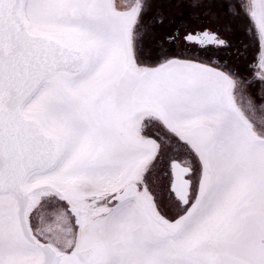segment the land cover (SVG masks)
<instances>
[{
	"label": "snow or ice",
	"instance_id": "6c2138e0",
	"mask_svg": "<svg viewBox=\"0 0 264 264\" xmlns=\"http://www.w3.org/2000/svg\"><path fill=\"white\" fill-rule=\"evenodd\" d=\"M152 5L0 0V264H264V0L219 5L258 34L251 79L169 57L165 38L145 51ZM182 27L208 55L228 47Z\"/></svg>",
	"mask_w": 264,
	"mask_h": 264
},
{
	"label": "flooded vegetation",
	"instance_id": "af4514ba",
	"mask_svg": "<svg viewBox=\"0 0 264 264\" xmlns=\"http://www.w3.org/2000/svg\"><path fill=\"white\" fill-rule=\"evenodd\" d=\"M165 3L169 6V11L167 12L171 14V16L169 15L168 17V22L166 21V17H164L162 24L158 23L157 25H152L150 22L152 19L156 18V14L151 12H148L142 17V25L148 26V31L144 36L145 51H151L154 54L158 55L161 50V38H165L163 43V50L169 57H173L174 54H187L192 55L190 59H195L203 62L216 60L221 65H226L228 68L229 66L232 67L234 73L240 74L242 77L244 76L245 79H251L253 77V69L255 66L254 59L258 57L256 56V52L259 48V45L257 44L256 38L254 36L253 30H255V28L246 16V18H243L242 15L240 16V22L242 21V23L240 24L239 28L243 30H229V27L231 26L229 17L228 20L225 21H229L230 23H224L223 25L221 21H218L216 18L214 20H211L212 22L209 23V18H205L204 14L201 15L202 20L208 23H204L202 26H200L199 24H193L189 26V22L187 21V19L183 20L180 19L178 15L174 16V13L171 12L172 4H170L168 1ZM153 6L154 2L152 7ZM149 13L150 15H148ZM174 19H177V22L175 23V27H172ZM198 22H200V19L198 20ZM182 25H187L189 29L205 27L210 28L212 31L218 32L220 37L228 42V47L220 48L218 51L212 50V54L208 55L197 46L187 44L182 40V36L184 35L185 31ZM177 31H179L178 37L176 35ZM168 35H172L176 38L169 42L166 39ZM252 91L258 92L259 87L257 86L253 88ZM155 174L158 176V172H156ZM159 175L163 179V184L168 186V180L164 178L160 174V172ZM167 186L164 188L162 194L164 193V195L168 197L166 191ZM169 204L171 205V208L173 207L174 211H179V209L171 200H169Z\"/></svg>",
	"mask_w": 264,
	"mask_h": 264
},
{
	"label": "rangeland",
	"instance_id": "374dc122",
	"mask_svg": "<svg viewBox=\"0 0 264 264\" xmlns=\"http://www.w3.org/2000/svg\"><path fill=\"white\" fill-rule=\"evenodd\" d=\"M168 0H160V1H157V0H153L154 2V6L152 7V10L150 11L151 13H157V11L159 9H156L155 10V6L157 4H162L163 3V6H162V9L164 8L166 11H169V6L165 3L167 2ZM221 2H224V3H227L229 2V0H217L216 2V6L212 8L211 12L207 15H205L203 12L201 13H198L195 12V10L191 9L189 10V16L187 17V21L189 22V26L193 25V24H199L200 26H202L204 23H208V22H205L202 20V17L201 15L204 14L205 18H209V23H211L212 21L211 20H214L215 18L219 21H221V23L224 25V23H230L231 26L229 27L230 29L229 30H243L240 27V24L242 23V21L240 22V16H235L231 13H228L226 11V9H222L219 5ZM231 2H234V0H231ZM184 7H187V4L184 5ZM165 11V17L166 19L169 17V15L171 16V14L169 12H166ZM176 11V12H174ZM183 11V10H182ZM178 12L174 5H172V13H174V16H180L179 14H182L181 12ZM163 12V11H162ZM195 12V13H194ZM176 14V15H175ZM150 15V13L148 14ZM154 15V14H153ZM194 19H193V18ZM228 17H229V21H225V20H228ZM242 17L244 18L245 16L242 15ZM246 18V17H245ZM200 19V22H198V20ZM227 29V28H226ZM228 31V30H227ZM254 31V36L256 38V42L257 44L259 45V48L257 49V52H256V56H258L256 59H254V63H255V66L258 64V59H259V55H260V51H261V46H260V42H259V38H258V34L256 33L255 30ZM224 32V31H223ZM225 33V32H224ZM255 50V48H254ZM173 56H179L181 58H190L192 55H177V54H174ZM254 66V69H253V74L257 71V68ZM229 69L231 71L232 70V67L229 66ZM234 72V71H233ZM240 77H242L240 74H238ZM242 78H245L244 76ZM159 173V171H157ZM157 177L159 178V176H157L155 173L153 174L152 177H150V187L153 188L155 194H156V198H157V202L160 206V211L162 212V214H164L165 216L169 217L170 218V214L174 211L173 207L171 208V205L169 204V198L164 195V193L162 194L164 188L167 186L165 184H163V179H161V182H159V180L157 179ZM155 178H156V181H155ZM163 185V186H161Z\"/></svg>",
	"mask_w": 264,
	"mask_h": 264
},
{
	"label": "trees",
	"instance_id": "16d2710c",
	"mask_svg": "<svg viewBox=\"0 0 264 264\" xmlns=\"http://www.w3.org/2000/svg\"><path fill=\"white\" fill-rule=\"evenodd\" d=\"M157 1H159V0H157ZM162 4H157L154 8H155V10L156 9H159V11H163L162 13H163V17H165V9L163 10L162 9ZM183 11L181 12L182 14H180V16H178L180 19H187V17L189 16V10H190V8H187V7H184L183 6V9H182ZM198 11V13H201V11L200 10H195V12H197ZM167 12V11H166ZM174 12H176V11H174ZM194 12V13H195ZM166 21L168 22L169 20H168V18L166 19ZM177 22V19H174V23H173V25H172V27H175V23ZM152 25H157L159 22H157V19L156 18H154V19H152L151 20V22H150ZM158 176H159V178L157 177V179L159 180V182L161 181V179H162V177L159 175V173H158ZM163 182V181H162ZM161 186H163V185H161ZM177 212H178V210L177 211H173L171 214H170V218H173V217H175L176 216V214H177Z\"/></svg>",
	"mask_w": 264,
	"mask_h": 264
}]
</instances>
